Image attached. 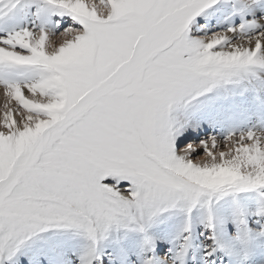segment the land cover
Masks as SVG:
<instances>
[{"label": "rangeland", "instance_id": "obj_1", "mask_svg": "<svg viewBox=\"0 0 264 264\" xmlns=\"http://www.w3.org/2000/svg\"><path fill=\"white\" fill-rule=\"evenodd\" d=\"M143 1L0 0V177L15 178L5 192L33 190L32 181L42 192L51 169L59 176L69 171L61 176L66 185L75 183L76 192L103 191L109 201L102 204L103 240L116 232V245L126 249L119 264H264V0H251L248 10L238 0H222L226 6L219 10L226 7L230 21L213 19L201 30L199 9L209 0L184 4L179 12L189 9L191 22L179 20L161 32L158 14H147L149 20L133 9ZM140 41L148 53L164 48L169 65L159 64L165 56L156 52L151 72L148 64L127 84L109 80L120 66L111 57L131 55ZM229 98L235 104L220 107L225 119L216 132L189 137L202 125L196 111ZM6 106L14 109L3 111ZM23 120L24 132H16ZM53 195L52 203L76 224L55 216L54 222L41 220L39 231L33 225L23 235L6 236L0 216V264H31L24 252L33 248L40 249L35 258L51 260L54 247L61 252L58 262L83 264V255L84 264H102L94 218ZM59 236H66L64 243L55 242ZM47 238L50 247L38 245ZM75 239L80 242L73 248ZM172 241L179 259L167 251ZM129 243L137 255H129Z\"/></svg>", "mask_w": 264, "mask_h": 264}, {"label": "bare ground", "instance_id": "obj_2", "mask_svg": "<svg viewBox=\"0 0 264 264\" xmlns=\"http://www.w3.org/2000/svg\"><path fill=\"white\" fill-rule=\"evenodd\" d=\"M77 3L79 4H84V2H86V0H76ZM194 1H202V0H144L142 3H143V6L142 5H135V7L133 9H136L138 11H144V13L147 15V14H151V15H156L158 14V18L156 19V21H160V20H163L159 26L157 25L158 27V30L160 31L161 29H164L168 26H171L173 24H176L178 23L177 21L181 20V21H187L188 19H190L189 15H191V12L190 10L188 9L187 11H181L179 12V9L181 10L182 9V6L184 4H189V3H192ZM205 0H203L204 2ZM240 1H243V2H240ZM250 1L251 0H238V4H239V7H247L246 10L248 9H251V5L250 4ZM217 3V7L216 6H213L215 5V3ZM222 0H209L204 7H200L199 10H203L204 11V17H205V23L203 24H200L202 26H198V30H201V29H204V28H209L211 26V23L214 19V21H216V24L218 25H223L225 22H228L230 20H228L226 17V15L228 14V12L225 11L226 7L220 11L219 9H221L222 5H225L224 2H222ZM252 2V1H251ZM226 6V5H225ZM147 11H146V10ZM178 10V12H176ZM252 10H250L249 12L251 13ZM176 12V13H175ZM197 12H195L196 14ZM230 13V11H229ZM229 15V14H228ZM254 15V14H253ZM148 16V19L149 20H153V18H151L149 15ZM196 16V15H194ZM198 16V15H197ZM188 17V18H186ZM255 18V16L253 17ZM147 19V18H146ZM48 20V19H47ZM187 21L188 22H191V21ZM156 23V22H155ZM184 24V22H183ZM155 25V24H153ZM156 28V25L154 26ZM150 28H153L150 26ZM154 31V30H153ZM156 31V29H155ZM161 32V31H160ZM182 31L180 30L179 33H181ZM159 33V32H158ZM159 36V35H158ZM110 40L112 41V43L117 47L115 48V50L118 51L117 54H123L125 52L124 50V47L121 46V44L119 43V41L117 39H114V38H110ZM143 40V39H142ZM148 40V39H147ZM145 42V41H144ZM111 43V42H110ZM137 43V42H136ZM109 44V43H108ZM123 44V43H122ZM107 45V43H106ZM110 45V44H109ZM113 45V46H114ZM167 45H170L169 43ZM163 47V46H162ZM166 47V46H165ZM104 49V48H103ZM149 50V49H148ZM254 50V49H253ZM103 52V51H102ZM156 52H159V55L161 57L165 56L166 54V50L164 48H159V49H156L153 53H148L147 50H146V45L145 43H143V41L135 44V47H134V51L132 52L131 55H127L126 57L124 58H120L118 55H113L111 58L112 59V63L113 64H116V62H118L120 64V66H118L115 74L109 79V80H113V81H118V82H123L122 85L124 84H127V82H129L131 80L132 77H134V75H137V74H140L141 76V72L146 68V66L149 64L148 66V70L149 72H151L152 70H154V68H152L153 64L152 61L150 60V57L156 53ZM251 52V51H250ZM254 52V51H253ZM114 53V52H112ZM252 53V52H251ZM102 55V54H101ZM124 55V54H123ZM246 56H249L247 54H245ZM103 56V55H102ZM244 55L240 56V57H243ZM104 57V56H103ZM110 58V60H111ZM102 59V58H100ZM153 59V58H152ZM163 59H166V56L165 58H160L158 60L159 64L160 62H162L161 64L162 65H169L168 62H164ZM263 59V58H262ZM99 60V59H98ZM104 60V59H103ZM247 60V58H246ZM252 59H250L251 61ZM97 61V60H96ZM156 62V61H155ZM107 63V62H106ZM117 63V64H118ZM167 63V64H165ZM172 63V62H171ZM261 63V62H260ZM175 64V63H174ZM97 65V64H96ZM170 65H173V64H170ZM112 66V65H111ZM116 66V65H115ZM113 67V66H112ZM111 67V68H112ZM176 67V66H175ZM102 68V67H101ZM107 69L108 66H107ZM113 69L115 70V68L113 67ZM106 70V69H104ZM100 71H102L100 69ZM109 71V70H108ZM162 72V71H160ZM113 74V73H112ZM161 73H159L158 76H160ZM93 75V74H92ZM105 75V74H104ZM147 75V74H146ZM151 74L149 73V76ZM153 75V74H152ZM151 75V76H152ZM162 75V74H161ZM95 76V75H94ZM148 76V77H149ZM95 78V77H94ZM159 78V77H158ZM93 79V78H92ZM106 79V78H105ZM133 79V78H132ZM143 79V78H142ZM156 79V78H155ZM154 79V80H155ZM102 80V78H101ZM149 80V79H148ZM151 80V78H150ZM154 80H151V82H154ZM158 80V79H157ZM95 81V80H94ZM159 81V80H158ZM93 82V81H92ZM91 82V83H92ZM151 82L148 84V85H151ZM95 83V82H94ZM108 83H111L110 81H108ZM156 83V81L154 82V84ZM147 84V83H146ZM158 84V83H157ZM160 84V83H159ZM158 84V85H159ZM143 85V84H142ZM108 86V85H107ZM107 86L104 88V90H108L107 89ZM160 86V85H159ZM158 86V87H159ZM170 87V85H169ZM173 87V86H172ZM114 88V87H113ZM136 88V87H135ZM116 89V88H115ZM137 89V88H136ZM147 89V88H146ZM149 89V87H148ZM240 89V88H239ZM123 90V89H122ZM121 90V91H122ZM141 90V89H140ZM165 90V89H164ZM118 91V90H117ZM144 91V90H142ZM102 92V91H101ZM145 92V91H144ZM155 92V91H154ZM160 92V91H159ZM243 92V91H242ZM147 93V92H146ZM150 93V92H149ZM114 94V93H113ZM124 94V93H123ZM145 94V93H144ZM158 94V93H157ZM164 94V92H163ZM167 94V93H166ZM170 94V92L168 93V95ZM1 96L2 94L0 93V99H1ZM94 96V98H93ZM92 98H91V101H94V99L97 98V95L93 94ZM104 96V95H103ZM137 96V95H136ZM155 96V95H154ZM161 96V95H160ZM160 96L158 95V97L160 98ZM165 96V94H164ZM174 96H176L174 94ZM178 96V95H177ZM100 98L102 97L101 95L99 96ZM140 97V96H139ZM138 97V98H139ZM157 97V96H156ZM155 97V98H156ZM157 97V98H158ZM162 97V96H161ZM166 97V96H165ZM165 97H164V100H165ZM243 98V96H241ZM123 98V97H122ZM153 98V97H152ZM172 98V97H171ZM177 98V97H176ZM137 99V98H136ZM163 99V98H162ZM170 99V98H169ZM90 100V99H89ZM98 100V99H97ZM161 100V99H160ZM159 100V101H160ZM87 101V100H86ZM120 101V100H119ZM143 101V100H142ZM168 101V100H167ZM235 101L236 100H233L232 98H229V100L227 102H214V101H211V103H207L206 106L202 107L200 109L199 112H197L196 110V114L197 116H194V118L196 119H199L201 122H202V125L200 126V128H197L196 130H192L193 132L189 133V137H194V138H201L204 134H207L208 132H216L217 130H215L217 127H219L220 125V122H222L221 120H224L222 119L223 117H220V113H219V109L220 107H222L223 105H226L228 107H231L233 108V105L235 104ZM90 102V101H89ZM98 102V101H97ZM150 103V99L149 101L147 100V103ZM173 102V101H172ZM210 102V101H209ZM238 102L240 103V105H242L241 107H247L249 108V104L247 103V101L245 100H238ZM87 103V102H86ZM131 103V102H130ZM133 103V102H132ZM143 103V102H142ZM156 103V102H155ZM168 103V102H167ZM161 105H164L163 101L161 100L160 102ZM238 105V103H236ZM2 104H0L1 106ZM123 105V104H122ZM160 105V106H161ZM231 105V106H230ZM147 106V105H146ZM149 106V105H148ZM147 106V107H148ZM152 105L149 106V110H150V107ZM159 106V105H158ZM146 107V108H147ZM14 109V107H12ZM153 108V106H152ZM151 108V109H152ZM235 108H236V105H235ZM10 108V106H6L3 111H8V110H13ZM147 110V109H146ZM151 111V110H150ZM145 112V111H144ZM153 112V111H152ZM160 112V110H159ZM165 112V111H164ZM223 112V111H222ZM148 113V112H147ZM162 113V112H161ZM236 114V113H235ZM192 115V114H191ZM224 115H225V112H224ZM223 115V116H224ZM228 116V114H226ZM225 115V116H226ZM72 116H74V114H72ZM149 116V114H148ZM151 116V114H150ZM154 116L156 117V113L154 114ZM158 116V114H157ZM222 116V115H221ZM226 116V117H227ZM237 116V115H236ZM153 117V116H152ZM151 117V118H152ZM161 117V118H160ZM229 117V116H228ZM240 117V116H239ZM237 117V118H239ZM154 118V117H153ZM163 116H159V117H156L157 120H160L162 119ZM236 118V117H235ZM227 119V118H226ZM236 120V119H235ZM238 120V119H237ZM151 121V120H150ZM155 121V120H154ZM195 122V121H194ZM25 123V120H23L20 124H19V127H17L18 129L16 130V132H19L21 129L23 130V128L25 126H23ZM219 123V124H218ZM35 130V129H33ZM33 130H30V131H27L26 132V136H30V135H33L34 132ZM41 130V129H40ZM24 132V130H23ZM20 134V133H18ZM37 134V133H36ZM16 135V134H14ZM13 135V136H14ZM18 136V135H17ZM25 137V136H24ZM40 137V136H39ZM38 137V138H39ZM13 138V137H12ZM30 138V137H29ZM37 138V139H38ZM15 139V137H14ZM22 139V136H18V140ZM30 140V139H28ZM40 140V139H39ZM35 143V142H34ZM27 145V144H26ZM33 145V144H32ZM42 145V144H41ZM44 145V144H43ZM3 147V146H1ZM34 147V146H33ZM19 148V147H17ZM38 152V151H37ZM41 152V150H40ZM18 153V152H17ZM34 152H32L33 154ZM37 154V153H36ZM42 154V153H41ZM12 155V154H11ZM6 156H9V155H6ZM40 157V155H39ZM41 158V157H40ZM39 158V159H40ZM42 158H45V157H42ZM2 159V156H1V153H0V160ZM7 159V158H5ZM3 159V161L6 162V160ZM37 159V158H36ZM45 160V159H44ZM40 161V160H39ZM41 162V161H40ZM7 163V162H6ZM45 163V162H44ZM43 163V164H44ZM2 164V163H1ZM39 164V163H38ZM53 164V163H52ZM70 164L72 165H76L74 162H71L70 160ZM70 165V167L72 166ZM25 166V165H24ZM33 166V165H32ZM35 166V165H34ZM42 166V165H40ZM1 168V167H0ZM41 167H38V169H40ZM74 167H72V170H73ZM45 169V168H44ZM3 170V169H2ZM48 170V169H47ZM36 171V170H35ZM42 171V170H41ZM43 172V171H42ZM57 172V171H56ZM53 169L49 170V173H48V177H47V180L46 182L44 181L43 184H41V190H43L42 192H40L38 189L40 187H38L33 181L30 182L29 184L32 186L33 190H29L27 188V190H23L22 191H18V190H11L12 192L10 191H7L5 192L7 189L6 187L7 186H10L12 187L14 185V182H15V178L11 176V178L9 177V180H6V179H1L0 177V216L1 218L3 219V222L7 224V227L6 228H9L6 234V229H4L3 231L5 232V235H9V234H18V235H23V233L25 232H28V229L30 228V226H35L36 230L39 231L42 229V223L41 220H47V222H54V218L55 216H57L59 219L60 218H65L66 219V222L72 224V220H71V217L70 219L68 220L69 216L62 211V207L57 205V204H54L52 203V199L51 197L54 196L53 193L54 191L57 192V195H58V198L62 199V200H59L60 202L62 201H65V202H69L71 203V205L76 208L78 211H82L84 214L90 216V217H93L94 220H95V223H96V226L98 227L97 229H100L98 234H99V239H100V251L99 253L102 256V264H119V262H122V260H124L126 258V255H123V247L118 246L116 245V237H117V234L116 232L114 231L113 235L109 238V240H103L104 238V235H105V230L103 228V224H104V214H103V206L102 204H109V201L106 199V201H103V197H102V193L103 191H94V192H91L90 189L86 190V189H81L79 190L78 192H76V186L74 184H65L64 180H63V176L61 175H66L69 171H65L64 173H60V176L59 174H57ZM70 172H72L70 170ZM26 173V172H25ZM39 173V172H38ZM36 175V174H35ZM45 175V174H44ZM96 177V176H95ZM39 180V178H38ZM77 181V180H76ZM91 181V180H90ZM88 183V182H87ZM28 184V185H29ZM86 184V183H85ZM93 184V183H91ZM29 185V186H30ZM30 186V188H31ZM103 190H106L107 188L105 186H103ZM102 190V189H101ZM50 193L52 194L51 196H48L49 194L47 193ZM88 192V195H90L94 201V204L93 206L94 207H91V204H88V198L87 196L85 195L86 193ZM12 193V194H11ZM107 195V194H106ZM125 195V194H124ZM14 196L16 197V199L18 200L17 202L15 201L16 199H13ZM108 197V196H107ZM114 199V198H113ZM115 200H119L117 197L115 198ZM105 202H108V203H105ZM59 204V203H58ZM110 207V206H109ZM135 207V206H134ZM116 208V207H115ZM110 209V208H109ZM117 209V208H116ZM75 211V210H74ZM50 213H54V216L51 217L50 216ZM77 215V214H76ZM75 215V216H76ZM78 216V215H77ZM253 216V215H252ZM255 216V215H254ZM56 217V218H57ZM74 217V216H73ZM72 217V218H73ZM79 217V216H78ZM80 219H81V216H80ZM84 220V219H83ZM171 220V219H170ZM1 221V220H0ZM31 221H34L36 224L32 223ZM84 222V221H83ZM58 223V222H57ZM74 223V222H73ZM85 223V222H84ZM87 223V222H86ZM76 223H74L75 225ZM228 225V224H227ZM106 226V225H105ZM219 227V226H218ZM226 227V225H225ZM229 227V226H228ZM227 227V228H228ZM222 228V226H221ZM195 229V228H194ZM226 230V228H225ZM182 231V230H181ZM180 231V232H181ZM44 232V231H43ZM196 232H198L197 230H195V233L194 235L196 234ZM41 233V232H40ZM128 233V232H126ZM177 233V231H175V233L173 234L174 237L176 238H180L182 237V235L178 234L177 236H175V234ZM182 233V232H181ZM202 233H207L206 232V229H203L202 230ZM131 234V233H130ZM136 235V234H135ZM172 235V234H171ZM40 237H43V236H46V234H41L39 235ZM128 236V235H126ZM201 236V235H200ZM48 237V236H47ZM63 237H66V236H59V237H56L54 239L55 242L56 241H60L61 243H64V239ZM45 239V237H43ZM67 238H71V237H67ZM122 238L124 240V234H122ZM167 238V237H166ZM170 238V237H169ZM176 238V239H177ZM230 239V238H229ZM111 240H115V243H111ZM122 240V241H123ZM178 240V239H177ZM210 240V239H209ZM232 240V239H231ZM45 242L41 243L39 242L38 245L41 246L42 248H44V246L46 245L47 247L49 246V242H48V238L47 240H44ZM54 240H52V243H53ZM120 241V240H119ZM79 240H73L72 243V246L73 248H75V244L78 245L79 244ZM114 242V241H113ZM121 242V241H120ZM173 243H170L169 245V249L167 250L170 254H172L173 256V260L174 259H179L180 258V254L181 252L180 251H177V248L175 247L176 244H174V241H172ZM179 242V241H178ZM232 242V241H231ZM230 242V243H231ZM234 242V241H233ZM176 243V242H175ZM240 243V242H239ZM42 244V245H41ZM111 244V246H110ZM113 244V245H112ZM156 244V247L160 250L161 248L159 247L160 243L159 241H157ZM163 244V243H162ZM126 245V244H125ZM132 243H129V245H126V248L128 250V253L129 255H134V252H135V255L136 254V250L134 249V245ZM124 246V245H123ZM50 247V246H49ZM156 248V249H157ZM182 249V248H181ZM126 250V249H125ZM39 252H40V249L39 248H33V249H30L28 250V252H24L25 254L28 253V256H27V259L31 262V264H68L66 262H64L62 259L61 261L58 262L57 258H60V254L58 251V249H56L54 247V251L51 252L48 250V253L50 254V256L52 255L51 257V260H52V263H51V260L50 258L47 256V258H35V256H38L39 255ZM126 252V251H125ZM61 253V252H60ZM77 254V253H76ZM55 255V258L53 257ZM78 255V254H77ZM175 255H177L178 257H174ZM59 256V257H58ZM78 257L80 258V263H83L84 264V256L82 255V257H80L78 255ZM138 257V256H137ZM135 257V258H137ZM141 257V256H140ZM82 259V260H81ZM139 259V258H138ZM142 259V257H141ZM17 260V259H16ZM145 260V259H144ZM166 260V259H165ZM199 260V259H198ZM19 261V260H18ZM141 261V260H140ZM101 262V261H99ZM16 264H19V262H15ZM13 264V263H12ZM121 264V263H120ZM125 264V263H124Z\"/></svg>", "mask_w": 264, "mask_h": 264}]
</instances>
